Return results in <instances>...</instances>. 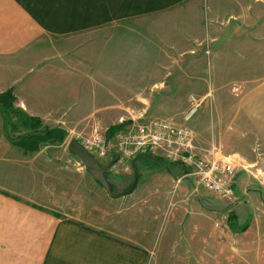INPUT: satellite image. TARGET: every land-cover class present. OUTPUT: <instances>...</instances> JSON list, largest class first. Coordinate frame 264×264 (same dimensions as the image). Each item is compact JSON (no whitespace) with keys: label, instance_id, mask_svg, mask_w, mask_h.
I'll return each instance as SVG.
<instances>
[{"label":"crops","instance_id":"obj_1","mask_svg":"<svg viewBox=\"0 0 264 264\" xmlns=\"http://www.w3.org/2000/svg\"><path fill=\"white\" fill-rule=\"evenodd\" d=\"M190 1L0 0V93L13 89L16 97L14 108L0 112L20 111L68 134L75 130L85 133L87 125H83L88 121L94 126L101 124L100 119L113 120L107 130L120 124L123 105L135 106L140 91L125 100L115 95L122 85L115 76L121 72L119 50L108 47L107 52L105 43L116 46L122 26L129 20ZM255 7L264 8V0H254L246 8ZM245 23L238 22L244 31L241 39L247 44L238 55L261 54L260 49L254 50H264L263 35H257L255 28L243 29ZM252 23L263 33L262 17ZM107 30L103 42L101 35ZM232 51L222 55L234 58L237 52ZM249 104L251 109L261 110L264 97ZM245 114L240 122L257 119L264 126V116ZM127 126L132 122L124 128ZM10 136L0 129V264H149L151 259L154 264L155 249L159 253L156 263L206 264L198 245L202 238L211 239L215 248L221 244L217 236L210 237L215 233L212 220L219 214L228 216L237 206L207 192L182 165L155 161L146 153L131 160L129 172L120 167L115 174L102 160L97 166L84 164L70 149L73 139L65 148L63 141L26 151L13 144ZM115 155L113 150L108 159L114 160ZM178 177L182 180L177 184ZM243 181L236 186L234 203L240 198L237 203L246 204L244 199L251 198L255 211L250 208L246 215L251 219L249 223L248 218L242 220L243 230L233 233L237 237L249 229L256 212L264 211L262 182ZM211 198L225 205L220 207ZM169 200L175 202L171 208ZM158 203L162 210L167 208L166 217V209L157 210ZM202 218L213 230L199 222ZM160 223L164 235L157 245ZM262 247L260 244L258 249Z\"/></svg>","mask_w":264,"mask_h":264},{"label":"rangeland","instance_id":"obj_2","mask_svg":"<svg viewBox=\"0 0 264 264\" xmlns=\"http://www.w3.org/2000/svg\"><path fill=\"white\" fill-rule=\"evenodd\" d=\"M249 3H254V0H192L174 8L127 21L122 26L116 46L111 42L105 44L107 52L108 47H116L119 50L120 58L117 59L120 61L121 72H117L115 76L121 79L122 85L121 89L115 90V95L125 100L129 99L134 91H140L136 95L135 106L123 105L124 115L118 122L127 121L128 125L130 122L137 124L150 118L165 117L182 123L185 122L184 113L189 110L190 96L200 97L202 104L187 120L197 134L195 144L197 151L211 156L210 149L217 147L219 158L232 155L243 166L235 175V191L238 183L244 182L245 178L259 183L261 181L259 186L262 192L259 196L262 200L264 198V126L259 125L262 121L257 119L253 123L243 120L240 122V119L247 116L246 111L256 113L259 118L264 116V107L261 110L251 109L249 104V102L257 103L259 98L264 97V50L256 47L254 53L260 49L261 54L243 56L244 58L238 55L241 53L242 45L247 46L241 39L244 31L241 30L242 24L238 22L245 20L243 29L255 28L253 31L257 35H263L260 38L264 39V31L263 33L257 31L258 25L252 23L253 19L259 16L264 19V8L248 9L246 7ZM130 27L137 28V31L134 32ZM228 30H230L229 34ZM107 33L108 30L105 36L101 35L103 42ZM229 51H232L231 54L237 52V55H233L234 58L222 55V52ZM105 59L107 61L109 57ZM129 65L132 66L131 69ZM152 83L154 86H151ZM148 95L150 99L147 101ZM7 114L0 115L1 130H6L11 136L29 131L15 113ZM100 120L101 124L97 122L94 126L92 123L89 124V121L86 122L83 125V127L87 125L85 133H79L81 131L78 130L70 134L67 132L68 136L66 135L64 142L62 141V146L65 148L72 139L83 145L85 140L96 132L101 136L105 135L107 126L114 121ZM45 127L48 126H44L41 121L36 128L42 130ZM130 128L123 127L122 132ZM259 131L262 132L261 135ZM56 150L61 151V149ZM109 155L98 157L93 154L100 162L102 160L107 163L105 165H108L111 173L119 174L117 172L119 168H113L116 163L114 160L118 155H115L114 160L108 159ZM74 166L76 168V164ZM130 169L131 166L125 171L129 172ZM239 199L236 203L235 200L229 202L237 206L229 212L227 220L224 221L225 215L221 217L220 214L216 220H212L215 233L212 232L210 237L217 236L222 245L217 244L216 248L212 247L211 239L205 241L204 238L198 245L197 251L203 255L201 259L206 261V264H264V211L256 212L249 229L240 232L237 237L233 233H236V229L243 230L240 229L242 220L248 218L249 223L251 215L246 214L250 213V208L254 210L251 198L245 200L242 196L247 203L240 205L237 203ZM256 200L260 202L258 196ZM216 201L220 207L225 205L220 199ZM172 203H175L174 200H169L170 208ZM140 205L145 207L144 202H140ZM262 205L264 210V204ZM157 207L159 211L166 209L164 212L166 217L167 208L162 210L159 203ZM92 217L101 219L99 216ZM257 220L259 222L256 223ZM199 222L207 228H212L204 218ZM231 222L235 225V230ZM163 224L165 228L166 224ZM256 224L260 225L261 230L257 229ZM158 229L155 241H159L161 235H164V231H161V223ZM260 244L263 247L258 249ZM158 255V249H155L152 255L154 264H161L156 263ZM149 261V264H152V259Z\"/></svg>","mask_w":264,"mask_h":264},{"label":"built area","instance_id":"obj_3","mask_svg":"<svg viewBox=\"0 0 264 264\" xmlns=\"http://www.w3.org/2000/svg\"><path fill=\"white\" fill-rule=\"evenodd\" d=\"M201 104L200 97L191 95L189 110L183 117L185 122L177 123L172 118L165 117L150 118L137 124L133 122L129 130H120L111 139L106 134L101 136L97 132L93 133L85 140L83 146L98 157H106L113 150L117 151L118 158L114 160V169L123 166L128 170L131 160L139 153L162 157L168 162L185 167L187 174L198 179L209 193L227 202H233L235 175L243 166L232 155L219 158L217 147L210 149L211 156L197 151V134L187 120ZM181 180L182 178L178 177L177 184ZM227 218L225 215L223 220Z\"/></svg>","mask_w":264,"mask_h":264},{"label":"trees","instance_id":"obj_4","mask_svg":"<svg viewBox=\"0 0 264 264\" xmlns=\"http://www.w3.org/2000/svg\"><path fill=\"white\" fill-rule=\"evenodd\" d=\"M15 100L16 97L14 95L13 89H8L3 93H0V109L5 111L14 108ZM16 115L24 123V125L29 128V131L24 134L10 137L13 144L24 148L26 151H36L42 145L48 143H60L67 135V131L60 127H45V129L39 130L36 128L39 126V124H41V119L38 117H32L20 111H17ZM125 125H127V121H123L120 124L111 126L106 132L107 137L111 139L117 132L122 130ZM148 156L152 157L155 161H165L159 156L151 154ZM168 163L175 164L172 162Z\"/></svg>","mask_w":264,"mask_h":264},{"label":"water","instance_id":"obj_5","mask_svg":"<svg viewBox=\"0 0 264 264\" xmlns=\"http://www.w3.org/2000/svg\"><path fill=\"white\" fill-rule=\"evenodd\" d=\"M70 149L80 157L84 164L89 166L98 165V160L93 156V154L88 152L86 148L76 139L71 142Z\"/></svg>","mask_w":264,"mask_h":264}]
</instances>
